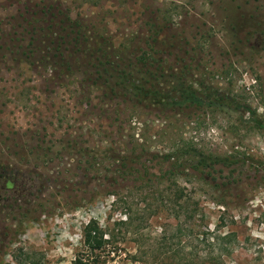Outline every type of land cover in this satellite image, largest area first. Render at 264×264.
Returning a JSON list of instances; mask_svg holds the SVG:
<instances>
[{"label": "rangeland", "instance_id": "1", "mask_svg": "<svg viewBox=\"0 0 264 264\" xmlns=\"http://www.w3.org/2000/svg\"><path fill=\"white\" fill-rule=\"evenodd\" d=\"M76 23L152 42L218 106L108 97ZM0 165V264H264V0H0Z\"/></svg>", "mask_w": 264, "mask_h": 264}, {"label": "trees", "instance_id": "2", "mask_svg": "<svg viewBox=\"0 0 264 264\" xmlns=\"http://www.w3.org/2000/svg\"><path fill=\"white\" fill-rule=\"evenodd\" d=\"M84 28L76 23L70 40H72L74 49L81 53L82 58L86 59L89 68L87 74L95 75L92 83L102 87L103 92L108 97L111 96L135 104L146 102L150 105L164 104V106L169 107L183 104H218L219 98L213 95L215 91L206 94L208 88L202 87L198 92L193 87L192 81L185 79L186 70L173 71L172 67L163 68L162 63L165 61L160 57L159 49L152 47V42L146 43L147 47L140 48L139 53L136 54L127 50L123 44L114 45L112 40L97 34V31L90 29L82 31ZM57 39L62 40L60 36ZM53 42L51 41V43ZM52 48L57 49L59 47ZM161 77L168 79L164 89L162 88ZM210 94L212 96H209ZM241 108H244L253 117L254 110L244 106ZM214 163L229 165L232 162L228 158L214 157L209 162H205L204 165L212 168ZM16 181V173L0 165L1 202L7 199L13 200V202L18 200L20 187L15 185ZM2 206L5 207L1 204L0 207ZM17 233L18 230L14 227L4 231L3 236L7 237L9 244ZM102 235L97 225L88 223L82 230V242L89 250L98 249L105 242ZM75 264H86V262L76 260Z\"/></svg>", "mask_w": 264, "mask_h": 264}]
</instances>
